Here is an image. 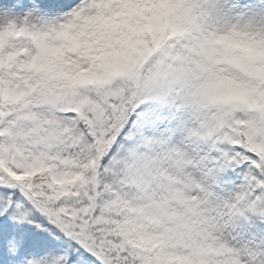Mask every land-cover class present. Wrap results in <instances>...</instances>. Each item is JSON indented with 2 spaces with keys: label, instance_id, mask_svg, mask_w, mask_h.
I'll return each mask as SVG.
<instances>
[{
  "label": "snow or ice",
  "instance_id": "1",
  "mask_svg": "<svg viewBox=\"0 0 264 264\" xmlns=\"http://www.w3.org/2000/svg\"><path fill=\"white\" fill-rule=\"evenodd\" d=\"M0 264H264V0H0Z\"/></svg>",
  "mask_w": 264,
  "mask_h": 264
}]
</instances>
